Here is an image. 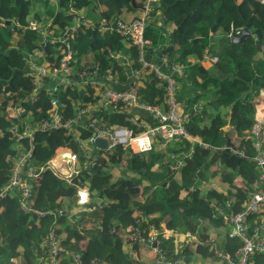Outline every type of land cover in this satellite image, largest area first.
<instances>
[{"label":"trees","instance_id":"obj_1","mask_svg":"<svg viewBox=\"0 0 264 264\" xmlns=\"http://www.w3.org/2000/svg\"><path fill=\"white\" fill-rule=\"evenodd\" d=\"M42 1L46 4L52 0ZM97 1L102 6L100 18L112 22L122 9L136 12L137 6L142 7L145 0ZM57 3L59 7L77 9L96 6L94 0H57ZM36 6V0H0V12L13 14V20L6 14L0 18V193L7 184L16 154V143L12 141L10 130L16 125L21 129L26 121H37L48 115L49 96L43 91L33 100H23L30 95L32 88L24 76V54L39 49L45 55H40L43 62L57 63L59 60L57 50L60 43L53 41V35L42 47L38 43L39 34L28 27V15ZM150 14L151 22L144 30V37L151 39L155 49L164 45L161 54L168 62L185 63L190 84L200 91L192 98L181 86L178 98L184 100V112L188 114L187 130L200 136L201 142L181 139L165 151L134 152L122 147L112 153L98 150L97 157L94 154L96 165L88 174L85 164L89 157L84 155L74 135L65 134L63 130L36 131L38 142L33 153L34 165L37 169L43 167L44 171L32 180V202L34 208L43 211L44 215L37 217L24 213L16 193L0 197V264H13L12 258H17L22 264H38L45 255L41 242L52 226L58 242L68 251L81 253L85 263L96 259L99 264H141L132 254L144 244L132 239L133 228H138L144 236L152 230L163 231L162 225L174 232L195 233L200 227V219H207L214 226L223 224L217 207L227 210L225 204L228 202L230 208L238 211L247 200L260 173L253 159L256 150L249 130L255 112L251 102L255 104V97L264 90V3L259 0H158ZM159 16L164 19L161 28L157 27ZM33 17L39 19L41 15L36 12ZM72 19V13L58 10L53 14L48 30L56 28L57 33L54 34L61 36L67 32L73 51V71H76L74 66L79 63L80 54L91 51L102 73L107 67L121 71L109 52L126 51L131 55L133 67L139 66L138 50L131 39H124L115 30L100 31L97 22L94 28L82 22L69 27ZM168 22H173L176 27L169 34L166 30ZM246 26L250 30L259 29L262 39L249 35L241 43H232L230 37ZM165 35L170 38L169 44H166ZM214 36H223L225 42L222 50L216 53L217 61L213 67L205 69L196 62L206 52L215 53L216 50L209 47ZM52 52L55 55L51 57ZM192 56L197 60H189ZM123 77L121 71L120 79ZM178 81L185 86V77H179ZM165 89V82L153 71L145 69L139 85L140 99L153 105L161 104ZM210 90L213 93L208 102L211 108L193 109L195 99L204 94L209 96ZM61 95L59 106L67 115L96 99L94 89L76 86L66 87ZM213 104L221 105V110L211 115ZM8 106L14 109L21 107L23 111L10 115ZM101 115L110 124L130 123L127 120L129 114L103 109ZM227 115L233 127L224 131ZM90 135L91 130L79 129L82 141ZM58 147L71 148L78 154L82 164L79 174H72L69 178L54 174L49 167L54 151L57 150L55 158L60 150L67 149ZM230 148L243 150L244 156L233 153ZM123 156L126 160L122 166L119 160ZM178 160H182L183 165L173 171L171 165ZM114 162L122 168L117 177L112 169ZM211 178L224 189L202 190L201 183ZM81 186L88 187L91 204L99 202L100 205L98 230L91 235H88V230L82 231L80 226L72 224L74 217L65 223V217L70 215L73 207L71 204L78 205L77 190ZM160 240L168 258H183L190 249L186 247L175 253L172 237L160 236ZM80 242L84 243L83 246ZM219 245L233 254L241 242L238 238L226 236ZM63 257H68V254L63 253ZM256 263L264 264V257H256Z\"/></svg>","mask_w":264,"mask_h":264},{"label":"built area","instance_id":"obj_2","mask_svg":"<svg viewBox=\"0 0 264 264\" xmlns=\"http://www.w3.org/2000/svg\"><path fill=\"white\" fill-rule=\"evenodd\" d=\"M158 0H145L141 9L142 14L130 21L116 18L111 23L102 19L101 29L115 30L124 39H131L132 44L138 50V67H133L132 61L120 53H110V58L117 60L124 74L120 79V72L107 67L103 73L100 71L98 63L87 64L76 71L72 70L71 62L73 51L71 43L66 33L55 35L48 26L41 27L36 20H30L28 27L35 30L39 36V44L45 47L53 35V41L60 43L59 60L51 62L50 60L38 62L35 52L24 54L25 70L24 76L29 80L32 88L30 95L23 100H33L40 91L49 96V109L47 117L37 121H26L20 129L17 125L11 131L12 141L16 143V154L10 169L9 178L6 186L0 193V197L9 193H16L20 209L26 214H33L37 217L44 215V212L35 209L32 202L33 183L32 180L37 177L44 168L37 169L34 165L33 153L38 138H35L36 131H55L63 130L65 134L74 135L75 141L79 147L84 150V155L89 157L85 164L88 174L92 173L96 158V152L103 150L108 153L116 150L118 147H130L134 152H145L155 148L164 149L166 146L181 139L192 142L193 135L187 130L185 123L188 121V114L184 112V104L178 98V78L186 76V66L181 62H168L162 55H158L159 62L147 59L148 49H153L152 41L144 37V30L151 22V10ZM264 3V0H259ZM81 22V20L79 21ZM52 57V53H50ZM49 55V56H50ZM212 63L217 61V56H211ZM145 69L153 71L156 77L165 82V97L161 104H149L140 99L139 85L143 78ZM68 86L79 88H91L95 90L96 99L93 103L80 107L75 113L70 115L60 108L61 91ZM63 96V94L61 95ZM10 106H8L9 108ZM12 108V107H10ZM200 109V105L195 103L193 109ZM103 109L116 111L122 114H129L127 120L129 124H110L104 120L101 115ZM23 109L18 107L16 112ZM15 115L14 112L8 113ZM91 130V135L85 140L79 138V129ZM250 134L254 137L253 146L256 154L253 157L257 168L260 170L258 178L255 180L254 189L249 192L247 200L238 211L230 208H218L217 211L222 221L229 225V237L238 238L241 246L233 254L225 251L218 243L215 236L205 234L197 230L195 233L174 232L170 230L155 231L152 230L147 236H144L138 228H133L134 235L132 239L141 244H147L150 247L152 258L149 264H186L183 258H168L166 251L161 246L160 236L163 238L172 237L174 243V252H181L186 247L193 249L197 247L203 249L216 258L218 264H257L256 257H264V139L262 137V126L259 123H253L250 128ZM106 140V147L100 149L96 145V139ZM26 140V144H23ZM206 147V145H204ZM71 154L77 156L71 148H68ZM233 153L244 156V151L237 148H230ZM214 150V149H212ZM193 150L188 154L190 157ZM93 156V157H92ZM97 157V156H96ZM63 161L71 162V158L62 156ZM64 165V163H63ZM183 165L182 160L171 165V169L176 171ZM54 174L61 177L60 167L57 170L53 165H49ZM75 167V166H74ZM81 167L73 172L80 173ZM66 173L64 175L70 174ZM71 177V174L69 175ZM68 177V178H69ZM90 191L86 186H81L77 190L76 201L78 204L89 202ZM60 212V211H59ZM259 221L250 224V218L257 214ZM212 217H215L213 214ZM256 218V217H254ZM55 223V220H54ZM182 235L179 240L177 237ZM156 243L153 246V243ZM41 247L45 248V255L39 260V264H99V260H92L85 263L78 251H68L59 242L52 226L48 235L42 240ZM63 253L68 254L64 258ZM13 264H22L17 258H12Z\"/></svg>","mask_w":264,"mask_h":264},{"label":"crops","instance_id":"obj_3","mask_svg":"<svg viewBox=\"0 0 264 264\" xmlns=\"http://www.w3.org/2000/svg\"><path fill=\"white\" fill-rule=\"evenodd\" d=\"M137 1H139V0H137ZM94 2L96 3V8H94V6H92V5H90V6H88V7H83L81 10L82 11H84L86 14H87V17L85 16L84 18H82V19H75V18H73L70 22H69V24H68V26L69 27H75L76 25H78V23H79V21L81 20V22L82 23H86V24H90L91 25V27L92 28H94V26H95V23L97 22L98 24H99V30L100 31H105V29L103 30V29H101V26H102V24H100V22H99V20L101 19V22H102V19H105V18H100V10L102 9V6H100V4L98 3V1L97 0H94ZM140 2V1H139ZM51 3H53L54 4V6H52L51 5ZM97 3H98V5H97ZM54 8V14H55V12H57L58 10H62V9H60V7L58 6V3H57V0H52L51 2H48V4L46 3L45 4V7L43 8V9H41V8H39L38 7V5L36 6V8L34 9V10H32V11H30V13H29V15H28V21H30V20H36L40 25H41V27H44V26H48V25H50L51 24V21H52V18H51V16L53 17V15H50V13H51V11H52V9ZM137 8H138V10L136 11V12H133V10L132 11H130V10H127V9H122L121 10V14H119V18H122L123 20H129V19H132V18H134V17H136L138 14H139V12H140V9H141V6H137ZM63 11V10H62ZM97 11V13H98V16H99V20L98 21H93V20H90V19H88L87 20V18H88V16H90V17H93V15H94V12H96ZM36 12H39V14L41 15V18H36V17H33V13H36ZM73 11L72 10H70V11H67V12H64L65 14H71ZM74 13H76V15H77V12H74ZM163 17V16H162ZM159 20H160V22H158L157 23V27L158 28H161L162 27V24H161V22H163L164 21V19L163 18H160V16H159ZM105 21L107 22V23H111V22H108L106 19H105ZM113 22V21H112ZM49 27V26H48ZM176 27H175V24L173 23V22H168L167 23V26H166V30H167V33L169 34V33H171L174 29H175ZM69 29V28H68ZM52 33H57V29L56 28H54V31L52 32ZM55 35H57V34H55ZM165 37H166V44L168 43H170L169 41H170V38L167 36V35H165ZM169 38V39H168ZM224 42H225V39H224V37L223 36H214L212 39H210V42H209V47L212 49V48H214V50H216V51H214L215 53H204V56L199 60V62H196L197 64H200V65H202L205 69H211L212 67H213V64L214 63H212L211 62V60H210V57L211 56H216V53H218L219 51H221L222 50V45L224 44ZM210 45H213L212 47L210 46ZM164 46V45H163ZM163 46H161V45H159V47L158 48H153V49H151V51H152V54H151V60L152 61H154V62H159V60H158V55H160L161 54V47H163ZM92 55H93V52L91 51L90 52ZM121 55H123V56H125L127 59H129V60H131L130 58H131V55L128 53V52H126V51H122V52H119ZM124 53H126L127 55H125ZM54 53L52 52V55H53ZM40 55H43V56H45L43 53H40ZM55 55V54H54ZM189 60H192V61H196L197 59L195 58V57H190V59ZM79 63H82L83 65L80 67L79 66ZM79 63L76 65L77 66V69H80V68H82L83 66H85V65H87V64H94L95 62H94V60H93V58H91V57H88L85 61H80L79 60ZM185 64V63H184ZM194 64V63H193ZM185 66H186V71H187V65L185 64ZM187 74V73H186ZM218 76H221V74H218ZM199 77V76H198ZM187 78V76H185V86L182 84V83H180L179 81H178V88H179V90L178 91H180V87L182 86L183 88H184V90H185V92L186 93H188V94H190L191 95V97L192 98H194L195 96H196V94H198V93H200V91H197L194 87H192V85L190 84V81L188 80V78ZM199 79H200V77H199ZM210 94H209V96L208 95H206V94H204L205 96H203L202 98H199V99H201V100H198V101H194L193 102V105L195 104V103H197V102H199L198 104L200 105V109H202V103L203 102H205L206 100L209 102V100H210V98H212L213 97V93H212V91L210 90ZM205 97V98H204ZM207 97V98H206ZM181 101L183 102V104H184V100H182L181 99ZM201 103V104H200ZM254 103L255 104H253L252 102H251V104H252V107L254 108V110H255V112H254V117H253V119H254V122L253 123H259L261 126H262V137H263V139H264V90H260L259 91V93H258V95L255 97V99H254ZM199 109V110H200ZM195 110H198V108L197 109H195ZM217 110H221V105L219 106V105H217V104H213V108H212V111H211V113H213V114H211V115H214L215 114V112L217 111ZM228 117H227V120H228V122H227V124L223 127V129H224V131H228V130H230L232 127H233V125H231L230 123H229V119H230V116L229 115H227ZM209 121L208 120H206V123H208ZM253 125V124H252ZM251 125V126H252ZM251 128V127H250ZM193 140H192V142H201V138H200V136H198V135H193ZM179 141H177V142H174V143H178ZM58 148H67V147H58ZM57 149V148H56ZM55 149V150H56ZM57 151V150H56ZM56 151H54L55 153H56ZM55 153H54V155H55ZM58 164H59V162H57V166H58ZM62 167V166H61ZM66 173H69V171L68 170H66ZM256 180V179H255ZM255 180H254V183H255ZM211 181V182H210ZM217 184V181L216 180H214V179H210L209 181H207V182H205V181H203L202 183H201V186H200V188L202 189V190H207V189H209V187H211V188H216V189H218L219 191H221L222 189H224L223 187H220V186H218V185H216ZM205 185V186H204ZM214 186V187H213ZM254 184H253V187H252V190L254 189ZM204 188V189H203ZM225 191V190H224ZM90 203V204H89ZM212 203H214V202H212ZM97 204H99V202H97ZM95 204H91V198L89 199V202H87V203H83V204H78V205H76L75 204V206H73V207H71V209H70V215H67L66 217H65V223H67L68 222V218H75L74 220H71V222H72V224L74 223V224H76V222H77V224H78V226H80L81 228H82V231H87L89 228H87V227H91L90 225L91 224H89V219H97L98 220V222H99V219H100V214H99V211L95 208L96 206H94ZM219 207H217V209H218ZM216 209V210H217ZM220 209V208H219ZM96 210V211H95ZM254 217H256V218H254ZM259 221V217L258 216H256V214L255 215H253L251 218H250V224L253 226V224H254V222H258ZM199 222H200V227L197 229V230H199V231H202V232H204L205 234H210V235H213V236H215L216 237V239H217V241H218V243L220 244L221 242H222V240H223V237H229V235H228V229H229V225L226 223V222H224V221H222L223 222V224H220V226H214L212 223H210L209 222V220H199ZM87 223V225H89V226H84V224H86ZM76 224V225H77ZM163 226V230H167V233L170 231L169 229H167L164 225H162ZM179 240L182 238V235H180L179 237H177ZM196 251V253H199V254H201V255H203V256H207V257H211V256H209V254L207 253V251H202V250H199V248L198 249H196L195 250ZM194 252V250L193 249H189L187 252H186V254H191V253H193ZM140 252H138V256L140 257ZM139 257H135L138 261H140L141 262V260L139 259ZM149 257H150V259H151V261H152V258H151V255L149 254ZM212 259H213V263L212 264H218V262H217V260H216V258L212 255V257H211ZM150 262H148V263H142L141 262V264H149ZM38 264H39V262H38Z\"/></svg>","mask_w":264,"mask_h":264},{"label":"rangeland","instance_id":"obj_4","mask_svg":"<svg viewBox=\"0 0 264 264\" xmlns=\"http://www.w3.org/2000/svg\"><path fill=\"white\" fill-rule=\"evenodd\" d=\"M36 4L38 5V7L39 8H41V9H43L44 7H45V3L42 1V0H36ZM48 4V3H47ZM51 5L52 6H54V4L53 3H51ZM94 8H96V7H94ZM60 9H62L64 12H67V11H70V10H72L73 12H72V15H73V18H75V19H82V18H84L85 16L87 17V14L84 12V11H82L81 9H77V8H66V7H60ZM54 8L52 9V11H51V13H50V15H53L54 14ZM74 12H77V15H76V13H74ZM1 13V15H0V18H3V17H5L4 16V14H6V13H3V12H0ZM142 14V9H140V12H139V14L136 16V17H138V16H140ZM8 17H9V19H11V20H13V14H6ZM136 17H134V18H136ZM51 18H52V16H51ZM88 19H90V20H93V21H98L99 20V16H98V13H97V11L96 12H94V15H93V17H90V16H88V18H87V20ZM133 19V18H132ZM126 20V19H125ZM131 19H129V20H126V21H130ZM99 22H100V24H102V22H101V19L99 20ZM0 24H2V22H0ZM59 50V49H58ZM57 50V54H58V51ZM35 57H36V59H37V61L39 60V61H41L42 63H44L43 62V59L41 58V56H40V50L39 49H36L35 51ZM125 55H127L126 53H124ZM128 56V55H127ZM88 57H91V58H93V55L90 53V52H83V53H81L80 54V61L82 62V61H85ZM129 57V56H128ZM83 64L82 63H79V66L81 67ZM1 94H0V100H1ZM199 98H202V97H199ZM199 98H196L195 100L196 101H198V100H201V99H199ZM205 98V97H204ZM207 98V97H206ZM197 103H199V102H197ZM201 104V103H200ZM202 109L203 108H205L206 110H208V109H210L211 108V104H209L208 103V101L206 100L205 102H203L202 104ZM7 110L9 111V113H12V112H14L15 114L16 113H18V112H16V109H14V108H8L7 107ZM77 110L76 109H74V110H72V112L73 113H75ZM155 144H157L155 141H153V145H154V147L151 149V150H153V151H165L168 147H169V145L168 146H166L164 149H157V148H155ZM173 144V143H172ZM171 145V144H170ZM204 145H206V144H204ZM68 149V148H67ZM69 150V149H68ZM117 150V149H116ZM116 150H114V151H116ZM103 151V150H102ZM114 151H112V152H114ZM64 152H66V154L67 155H69L72 159H71V162H65V161H63L62 160V158L61 159H59V163L60 164H62V163H64V165L62 166V167H60V172L62 173V175H61V177H64V178H68L69 177V175L71 174H75V175H77V172L75 173V172H73V171H75V170H77V167L79 166V167H81L82 166V164H81V162H80V160H79V158H78V154H77V156L75 157V159H73V155L72 154H70V152L69 151H62L61 153H64ZM103 152H106V151H103ZM55 156V155H54ZM61 156V155H60ZM69 156H67V157H69ZM54 157L52 158V160L49 162V165L51 166V165H53V167H55L56 168V170H57V162H58V160L56 161V162H54ZM73 160V161H72ZM125 157L123 156V157H121V160H119V163H120V165H124L125 164ZM114 165H115V167L114 168H112L113 169V171H114V175L117 177V176H120V173H118V171L120 170V169H122V168H118L117 166H119L116 162H114ZM75 166V167H74ZM62 169H65V170H68L69 172H71L70 174H67V175H64V174H66V172H64ZM176 170H178V168L176 169ZM209 181V180H208ZM205 186V185H204ZM214 187V186H213ZM88 188V187H87ZM209 188H211V187H209ZM204 189V188H203ZM89 190V189H88ZM249 195V194H248ZM71 206H75V204L74 203H72L71 204ZM94 206H96L95 208L99 211V214H101V211H100V205L99 204H95ZM96 211V210H95ZM67 212H68V209H67ZM89 224H91L90 226L91 227H87V228H89L88 229V235H91V234H93V233H95L97 230H98V226H99V222H98V220L95 218V219H89ZM75 223V222H74ZM73 223V224H74ZM76 224H77V222H76ZM77 226H78V224H77ZM84 226L86 227V226H89V225H87V223L86 224H84ZM122 237H124L125 235L124 234H122L121 235ZM241 242V241H240ZM83 244L84 243H82V242H80V246H83ZM140 250L139 251H136V252H134L132 255H133V257L135 258L136 256L137 257H139L137 254H138V252H140L141 254H140V257H139V259L141 260V262L142 263H148V262H150L151 263V259H150V257H149V254H150V247L147 245V246H140ZM67 250V249H66ZM81 254V253H80ZM81 257H82V255H81ZM183 257H184V259H185V261H186V264H212L213 263V259L211 258V257H207V256H203V255H201V254H199V253H196V251H194L193 253H191V254H185V255H183ZM72 264H74L73 262H72Z\"/></svg>","mask_w":264,"mask_h":264},{"label":"water","instance_id":"obj_5","mask_svg":"<svg viewBox=\"0 0 264 264\" xmlns=\"http://www.w3.org/2000/svg\"><path fill=\"white\" fill-rule=\"evenodd\" d=\"M7 22H9L7 20ZM249 35H255L257 36V38L259 40L262 39V32L259 30V29H253V30H250L249 27H244L240 33H237V34H233L231 37H230V41L232 43H241L246 37H248ZM211 47L213 45H210ZM151 54H152V51L151 49H148V54L146 55V58L147 59H150L151 58ZM96 145L100 148V149H104L106 147V140L103 139V138H97L96 139ZM128 149H130V147H128ZM155 242L153 243V246H155Z\"/></svg>","mask_w":264,"mask_h":264},{"label":"bare ground","instance_id":"obj_6","mask_svg":"<svg viewBox=\"0 0 264 264\" xmlns=\"http://www.w3.org/2000/svg\"><path fill=\"white\" fill-rule=\"evenodd\" d=\"M69 151L70 152V150H68V149H65V150H60L59 152H58V154H57V156L54 158L55 160H54V162H56L57 160H58V162H59V159H60V157H62V156H69V155H67L66 154V152H64V153H61L62 151ZM70 154H71V152H70ZM61 155V156H60ZM73 155V154H72ZM73 157H74V155H73ZM69 158H71L70 156H69ZM72 159V158H71ZM73 161V160H72ZM58 166H63V163L62 164H58ZM64 172H66V170L65 169H62Z\"/></svg>","mask_w":264,"mask_h":264},{"label":"clouds","instance_id":"obj_7","mask_svg":"<svg viewBox=\"0 0 264 264\" xmlns=\"http://www.w3.org/2000/svg\"><path fill=\"white\" fill-rule=\"evenodd\" d=\"M161 18H162V17H161ZM242 29H243V28H242ZM242 29H241V30H242ZM239 33H240V32H239ZM236 34H237V33H236ZM250 135H251V134H250ZM67 148H68V147H67ZM54 153H55V152H54ZM53 157H54V156H53ZM51 160H52V159H51Z\"/></svg>","mask_w":264,"mask_h":264}]
</instances>
